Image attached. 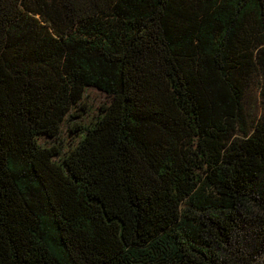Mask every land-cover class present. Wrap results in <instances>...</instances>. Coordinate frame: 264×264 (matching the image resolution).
<instances>
[{
    "label": "trees",
    "instance_id": "trees-1",
    "mask_svg": "<svg viewBox=\"0 0 264 264\" xmlns=\"http://www.w3.org/2000/svg\"><path fill=\"white\" fill-rule=\"evenodd\" d=\"M0 264H264V0H0Z\"/></svg>",
    "mask_w": 264,
    "mask_h": 264
},
{
    "label": "rangeland",
    "instance_id": "rangeland-1",
    "mask_svg": "<svg viewBox=\"0 0 264 264\" xmlns=\"http://www.w3.org/2000/svg\"><path fill=\"white\" fill-rule=\"evenodd\" d=\"M107 102L106 96L99 90L87 87L83 92V102L80 111H75L78 113L76 117H72L68 122L63 120V122L58 127V132L54 138L46 137L44 135H39L37 137V142L40 146H48L51 143H61V147L64 148L66 145L70 144V141L75 138V134L70 133L69 123L79 120L80 123L84 124L88 122L92 116L97 112L96 109L100 104H105ZM73 114H76V113Z\"/></svg>",
    "mask_w": 264,
    "mask_h": 264
}]
</instances>
